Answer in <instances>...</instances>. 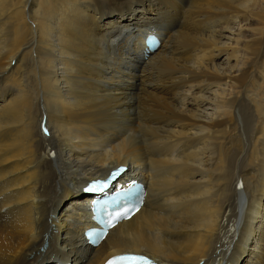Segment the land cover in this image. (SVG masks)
Wrapping results in <instances>:
<instances>
[{
    "label": "bare ground",
    "instance_id": "obj_1",
    "mask_svg": "<svg viewBox=\"0 0 264 264\" xmlns=\"http://www.w3.org/2000/svg\"><path fill=\"white\" fill-rule=\"evenodd\" d=\"M111 172L144 204L92 247ZM126 253L264 264V0H0V264Z\"/></svg>",
    "mask_w": 264,
    "mask_h": 264
},
{
    "label": "snow or ice",
    "instance_id": "obj_2",
    "mask_svg": "<svg viewBox=\"0 0 264 264\" xmlns=\"http://www.w3.org/2000/svg\"><path fill=\"white\" fill-rule=\"evenodd\" d=\"M118 259L119 260H131V261H134V264H152L150 259L148 257H145V256L121 257ZM109 264H118V261H110Z\"/></svg>",
    "mask_w": 264,
    "mask_h": 264
},
{
    "label": "rangeland",
    "instance_id": "obj_3",
    "mask_svg": "<svg viewBox=\"0 0 264 264\" xmlns=\"http://www.w3.org/2000/svg\"><path fill=\"white\" fill-rule=\"evenodd\" d=\"M118 14H119V13H118ZM116 17H117V16H116ZM157 36H158V35H157ZM158 37H159V36H158ZM157 39H158V42H159L158 46H160V44L162 43V38L159 37V38H157ZM139 40H141V39H139ZM141 41H142V40H141ZM132 48H133V47H132ZM143 58H144V57H143ZM144 60H145V58H144ZM223 60H224V57L220 58V59H219V62L222 63ZM221 65H222V64H221ZM220 68H225V65H222ZM78 192H79V190H78ZM79 193H80V192H79ZM80 194H81V193H80ZM68 203H69V202H68V200H67V201H65L64 205L67 206ZM50 254H51V256H54V252H51Z\"/></svg>",
    "mask_w": 264,
    "mask_h": 264
},
{
    "label": "water",
    "instance_id": "obj_4",
    "mask_svg": "<svg viewBox=\"0 0 264 264\" xmlns=\"http://www.w3.org/2000/svg\"><path fill=\"white\" fill-rule=\"evenodd\" d=\"M146 45H147V48L150 49L153 46V43H152L151 40H148V42H146ZM102 201H104L105 203H112L114 201V198L113 197H108V198H106V199H104Z\"/></svg>",
    "mask_w": 264,
    "mask_h": 264
}]
</instances>
